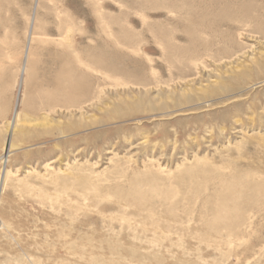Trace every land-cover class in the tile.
Returning a JSON list of instances; mask_svg holds the SVG:
<instances>
[{
    "label": "rangeland",
    "instance_id": "rangeland-1",
    "mask_svg": "<svg viewBox=\"0 0 264 264\" xmlns=\"http://www.w3.org/2000/svg\"><path fill=\"white\" fill-rule=\"evenodd\" d=\"M261 52L264 0H0V264H264Z\"/></svg>",
    "mask_w": 264,
    "mask_h": 264
},
{
    "label": "bare ground",
    "instance_id": "bare-ground-1",
    "mask_svg": "<svg viewBox=\"0 0 264 264\" xmlns=\"http://www.w3.org/2000/svg\"><path fill=\"white\" fill-rule=\"evenodd\" d=\"M34 36H32L31 35V37H30V42L31 41H33L34 40ZM261 55L262 56H264V52H261ZM255 56V55H254ZM254 56H252V57H250L251 58V60L253 61L254 59H255V57ZM243 57H245V56H243ZM28 58V57H27ZM240 60V59H239ZM239 60L238 61H236V60H230V61H225L224 62V65H225V67L226 66H230V67H232V66H235V65H237L238 63H239ZM209 75H210V73H209ZM68 80V79H67ZM69 82H70V87H71V89H75L74 91H77V90H79V82L78 81H74V78L72 77V78H70V80H68ZM87 91V89H85V91L84 92H86ZM49 116V113H47L42 119H36L35 120V122H41V123H45V121L46 120H48V117ZM35 124H37V123H35ZM11 126H14V130H15V128L17 127V125H9L8 124V127H9V129H11ZM12 130V129H11ZM5 153H7V154H9V149L8 150H6V152ZM47 170V169H46ZM50 170V169H49ZM58 173V172H57ZM28 174H29V172H28ZM5 175H6V177H7V175H9V171H8V174H7V171L4 173V175H1L0 176V182L2 181V182H4L5 181ZM251 186L252 187H254L256 190V195L259 197V195H261V187L258 185V184H251ZM87 189H93V190H98V188H97V186H96V184L95 183H91L90 185H89V187H87ZM139 190V189H138ZM157 191V190H156ZM140 192V191H139ZM145 192V191H144ZM158 193V192H157ZM156 194V193H155ZM176 195V194H175ZM162 198V197H161ZM173 199V198H172ZM170 201V200H169ZM234 206H236V205H234ZM236 207H238V206H236ZM168 208V207H167ZM169 208H170V206H169ZM168 208V209H169ZM241 207L239 206L238 208H236V209H234L236 212H235V221H232L231 220V214H229V212L231 211V207L229 206V207H227V206H221V207H219V210H218V215L216 216V218H215V225L216 224H222V225H224L226 228H229V229H233V228H238L240 225H243L244 223H245V221H246V217H245V214H244V212L243 211H241V213H239V211H237L238 209H240ZM171 209H172V207H171ZM171 209H169V210H171ZM233 216V214H232V217H234Z\"/></svg>",
    "mask_w": 264,
    "mask_h": 264
}]
</instances>
